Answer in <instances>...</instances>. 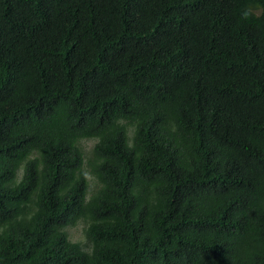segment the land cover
<instances>
[{
  "label": "trees",
  "instance_id": "16d2710c",
  "mask_svg": "<svg viewBox=\"0 0 264 264\" xmlns=\"http://www.w3.org/2000/svg\"><path fill=\"white\" fill-rule=\"evenodd\" d=\"M0 264H264V0H0Z\"/></svg>",
  "mask_w": 264,
  "mask_h": 264
},
{
  "label": "rangeland",
  "instance_id": "374dc122",
  "mask_svg": "<svg viewBox=\"0 0 264 264\" xmlns=\"http://www.w3.org/2000/svg\"><path fill=\"white\" fill-rule=\"evenodd\" d=\"M94 144H95L94 140L80 142V147L82 148V151L86 156H89V154L91 153L93 149ZM85 226H86V223L80 220L75 224V226L67 229V234L71 242L78 243L87 250L88 249L87 241L83 234V229Z\"/></svg>",
  "mask_w": 264,
  "mask_h": 264
},
{
  "label": "clouds",
  "instance_id": "9594fccd",
  "mask_svg": "<svg viewBox=\"0 0 264 264\" xmlns=\"http://www.w3.org/2000/svg\"><path fill=\"white\" fill-rule=\"evenodd\" d=\"M88 141H90V140H88ZM18 175L20 176V175H21V172H18ZM70 227H73V226H69L68 228H70ZM68 228H67V229H68ZM80 247L82 248V250H83L84 252H86V251H88V250L91 251V248H90V247H91V244H90V245H89V244L87 245V248H88L87 250H86L83 246H80ZM87 253H88V252H87Z\"/></svg>",
  "mask_w": 264,
  "mask_h": 264
}]
</instances>
